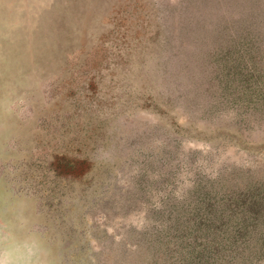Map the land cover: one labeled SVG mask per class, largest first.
I'll return each instance as SVG.
<instances>
[{
  "label": "rangeland",
  "instance_id": "1",
  "mask_svg": "<svg viewBox=\"0 0 264 264\" xmlns=\"http://www.w3.org/2000/svg\"><path fill=\"white\" fill-rule=\"evenodd\" d=\"M62 264H264V0H0V208Z\"/></svg>",
  "mask_w": 264,
  "mask_h": 264
},
{
  "label": "clouds",
  "instance_id": "2",
  "mask_svg": "<svg viewBox=\"0 0 264 264\" xmlns=\"http://www.w3.org/2000/svg\"><path fill=\"white\" fill-rule=\"evenodd\" d=\"M0 264H62L34 220L24 214L22 204L0 208Z\"/></svg>",
  "mask_w": 264,
  "mask_h": 264
}]
</instances>
